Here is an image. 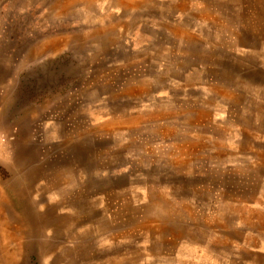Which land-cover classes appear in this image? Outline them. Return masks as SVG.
I'll use <instances>...</instances> for the list:
<instances>
[{"label": "rangeland", "instance_id": "374dc122", "mask_svg": "<svg viewBox=\"0 0 264 264\" xmlns=\"http://www.w3.org/2000/svg\"><path fill=\"white\" fill-rule=\"evenodd\" d=\"M0 226V264H264V0H0Z\"/></svg>", "mask_w": 264, "mask_h": 264}, {"label": "bare ground", "instance_id": "6f19581e", "mask_svg": "<svg viewBox=\"0 0 264 264\" xmlns=\"http://www.w3.org/2000/svg\"><path fill=\"white\" fill-rule=\"evenodd\" d=\"M59 54V53H58ZM52 56V55H51ZM40 63V62H39ZM38 63V64H39ZM44 65V64H43ZM63 66V65H62ZM73 66V65H72ZM46 68V67H45ZM39 72V71H38ZM54 76V75H53ZM47 77V76H46ZM13 225V224H12ZM1 227V226H0ZM10 227V226H9ZM15 230V229H14ZM14 235V234H13ZM12 242V241H11ZM14 243V242H13ZM8 249V248H7ZM10 249V248H9ZM14 251V250H13Z\"/></svg>", "mask_w": 264, "mask_h": 264}, {"label": "crops", "instance_id": "0c3cea01", "mask_svg": "<svg viewBox=\"0 0 264 264\" xmlns=\"http://www.w3.org/2000/svg\"><path fill=\"white\" fill-rule=\"evenodd\" d=\"M118 60H116V62H117ZM112 67H116V65H113ZM123 72V71H122Z\"/></svg>", "mask_w": 264, "mask_h": 264}]
</instances>
